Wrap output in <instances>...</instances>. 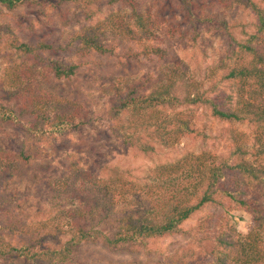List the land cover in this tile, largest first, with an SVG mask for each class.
<instances>
[{
    "label": "trees",
    "instance_id": "1",
    "mask_svg": "<svg viewBox=\"0 0 264 264\" xmlns=\"http://www.w3.org/2000/svg\"><path fill=\"white\" fill-rule=\"evenodd\" d=\"M0 6L34 9L38 26L48 25L62 39L56 44L42 37L25 42L7 23L0 24L4 62L0 89L8 95L4 100L0 94V128L9 124L20 130L12 156L23 161L35 156L36 144L51 145L56 135L80 124L68 112L47 111L59 98L42 87L37 77L67 79L78 67L71 58L57 60L47 52L79 58L109 53L111 49L103 44L108 31L119 42L142 44L140 54L156 53L158 60H168L169 53L148 43L157 27L164 25V33L179 41H195L201 32L217 31L230 53L223 73L212 78L206 89L197 80L187 79L170 57L173 64L159 68L148 90L134 87V92L115 94L105 108L109 132L122 144L150 155L153 143L172 145L179 137L197 133L189 119L170 110L203 105L211 117L228 124L220 154L189 152L156 165L150 182L140 188L125 172L106 168L103 176L91 182L98 201L54 215L55 224L39 221L32 231L7 218L17 207L19 193L0 190V264H76L74 254L87 242L111 248L143 247L148 239L181 233L184 221L211 205L223 213L198 217L200 230L204 223L213 222L215 231L196 264H264V207L249 199L246 190L250 186L264 195V0H0ZM232 7L249 9L254 17L253 30L243 31V40L231 34L230 24L220 16L221 10ZM28 24L34 26L32 21ZM236 124H244L248 131L233 129ZM248 153L253 161L246 159ZM140 190L142 194L137 193ZM134 194L135 198H129ZM144 198H149V205L141 203ZM243 208L251 214L252 225L239 235L229 228L228 212ZM61 235L66 239L61 241ZM175 262L189 264L182 256Z\"/></svg>",
    "mask_w": 264,
    "mask_h": 264
},
{
    "label": "rangeland",
    "instance_id": "2",
    "mask_svg": "<svg viewBox=\"0 0 264 264\" xmlns=\"http://www.w3.org/2000/svg\"><path fill=\"white\" fill-rule=\"evenodd\" d=\"M100 16L103 14L97 15ZM220 16L230 24L231 34L238 40L246 38L243 31L249 33L253 30L254 17L249 9L232 7L228 11L221 10ZM29 21L33 22V27ZM1 23H7L25 42H33L37 37L53 44L62 40L60 34L50 32L48 25L39 27L37 13L28 6L13 10L0 6ZM164 29V25L157 27L155 37L148 43L169 53L168 60L167 57L158 60L156 53L140 54L142 44L119 42L108 31L103 35V44L111 49L109 53L79 58L70 57L67 53L47 52L49 58H71L78 64L75 73L67 79L54 80L47 74L37 77L42 87L59 98L47 111L49 114L68 112L80 124L67 134L56 135V141L51 145L44 142L36 144L35 156L27 161L12 156L15 142L22 136L20 130L9 124L0 128V190L19 193L17 207L7 216L10 221L24 224L25 229L32 231L36 230L39 221L55 224L57 220L54 219L60 212L81 210L94 200L98 201L91 182L103 176L106 168L125 172L136 188H140L150 182L151 169L156 165L172 162L189 152L206 151L218 155L224 150L228 124L211 117L203 105L178 106L170 110L169 113H181L189 119L197 133L179 137L172 145L153 143L150 155L122 144L109 132V120L105 116L109 101L115 94L134 92V87L148 90L154 84L159 68L166 64L177 62L180 72L187 79L200 82L201 89H206L212 78L223 73L230 53L219 32L204 31L195 41H179L168 37ZM170 57L175 60L170 61ZM3 66L0 53V74ZM0 94L8 100L5 90L0 89ZM232 128L248 131L244 124H236ZM246 137L250 151L249 132ZM246 159L253 161V156L248 153ZM246 190L249 199L264 207V195H260V191L250 186ZM135 195L129 198H135ZM141 203L149 205L150 200L144 198ZM120 206L118 203L116 207ZM206 212L213 215L223 213L216 206H207L181 224V233L148 239L143 247L126 245L111 248L101 242L82 243L73 260L76 264H177L175 258L182 256L189 264H196L203 259L208 237L215 231L213 222L204 223L201 230L196 225L198 217ZM54 215L55 218L51 219ZM228 225L235 233L244 235L252 225L251 214L244 208L230 210ZM65 239L66 235L60 236L61 241Z\"/></svg>",
    "mask_w": 264,
    "mask_h": 264
}]
</instances>
